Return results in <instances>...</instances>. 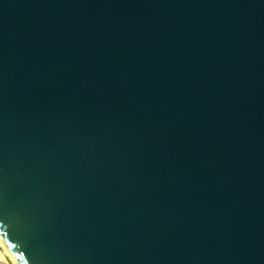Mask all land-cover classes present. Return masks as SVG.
I'll return each mask as SVG.
<instances>
[{
    "label": "water",
    "instance_id": "1",
    "mask_svg": "<svg viewBox=\"0 0 264 264\" xmlns=\"http://www.w3.org/2000/svg\"><path fill=\"white\" fill-rule=\"evenodd\" d=\"M0 234L20 264H264V0H0Z\"/></svg>",
    "mask_w": 264,
    "mask_h": 264
},
{
    "label": "bare ground",
    "instance_id": "2",
    "mask_svg": "<svg viewBox=\"0 0 264 264\" xmlns=\"http://www.w3.org/2000/svg\"><path fill=\"white\" fill-rule=\"evenodd\" d=\"M0 244L4 247L5 253L0 250V264H9L6 260V255L10 257L14 264H20L18 259L15 257L11 249L9 248L8 244L3 239L2 235L0 234Z\"/></svg>",
    "mask_w": 264,
    "mask_h": 264
},
{
    "label": "rangeland",
    "instance_id": "3",
    "mask_svg": "<svg viewBox=\"0 0 264 264\" xmlns=\"http://www.w3.org/2000/svg\"><path fill=\"white\" fill-rule=\"evenodd\" d=\"M0 250H2V252L5 251L4 247L0 244ZM5 253V252H4ZM6 260L9 264H14L13 261L10 259V257L8 255H6Z\"/></svg>",
    "mask_w": 264,
    "mask_h": 264
}]
</instances>
